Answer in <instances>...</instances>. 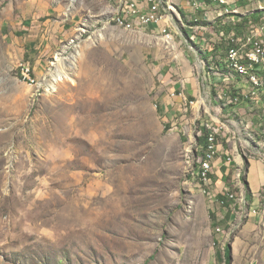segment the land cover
<instances>
[{
  "label": "rangeland",
  "instance_id": "1",
  "mask_svg": "<svg viewBox=\"0 0 264 264\" xmlns=\"http://www.w3.org/2000/svg\"><path fill=\"white\" fill-rule=\"evenodd\" d=\"M114 5L0 0V264H213L226 247L230 264H264V199L244 184L247 161L264 162V155L243 130L258 131L262 112L227 107L219 96L226 93L210 87L211 67L181 46L180 31L173 29L178 45L167 48L151 31L111 23ZM35 34L36 55L22 56L19 47ZM24 64L41 88L23 81ZM171 69L194 105L165 113L162 101L179 82L177 74L166 84ZM58 70L69 79L54 91ZM195 78L201 90L193 96ZM206 125L222 130L225 150L228 127L242 132L241 188L236 169L224 181L234 201L244 193L245 205H214L198 188ZM232 205L228 225L220 217ZM251 217L259 223L247 227ZM221 255L218 264H227Z\"/></svg>",
  "mask_w": 264,
  "mask_h": 264
},
{
  "label": "built area",
  "instance_id": "2",
  "mask_svg": "<svg viewBox=\"0 0 264 264\" xmlns=\"http://www.w3.org/2000/svg\"><path fill=\"white\" fill-rule=\"evenodd\" d=\"M114 14L110 22L127 31H151L161 39L169 48L177 46L173 29L180 31L179 36L183 45L189 51L199 55V61L206 67H211L216 79L209 75L210 87L218 88L222 81L225 86L221 88L220 98L225 96L226 106L243 105L250 106V113L262 112L260 129L251 131L252 125L243 127L247 137L253 141V146L264 155V21L256 23L246 22L245 18L257 11L264 12V0H113ZM251 10L245 11L248 8ZM190 20V21H188ZM185 44V45H184ZM218 48L215 56L203 61V57L212 54ZM226 52L219 54V49ZM218 55V56H217ZM214 60L216 62H214ZM21 76L24 82L31 86H39L33 78V69L30 64L21 65ZM204 71H206L204 69ZM201 74V69L198 70ZM218 82V83H217ZM183 84V83H182ZM184 91L180 97L184 104L189 103ZM207 141L203 149L202 158L199 160V168L196 172L198 188L201 193L214 205H225L224 200L236 205H245V197L242 192L241 200H235L227 188L220 189L216 185L215 169L220 153L221 129L213 125H206ZM238 134H242L234 125L228 127L223 136L227 144L236 143ZM247 148L252 149L251 146ZM229 151V150H228ZM226 154V166H236L238 172L237 187H240L241 175L244 170V159L239 154L240 161L234 155ZM246 157V156H245ZM219 190V193L217 192ZM221 197V198H220ZM255 197L264 199V188ZM234 204V206L236 207ZM252 210L251 215H257ZM218 232H221L218 229Z\"/></svg>",
  "mask_w": 264,
  "mask_h": 264
},
{
  "label": "crops",
  "instance_id": "3",
  "mask_svg": "<svg viewBox=\"0 0 264 264\" xmlns=\"http://www.w3.org/2000/svg\"><path fill=\"white\" fill-rule=\"evenodd\" d=\"M33 4L34 3L32 2V7H35ZM41 28H43V27H41ZM38 38H39V36L37 34L31 35L29 38H26V40L30 41V44L27 45V47H24V46L19 47L22 56H24L25 52L32 53V54L34 52V55H36V52L38 50V47H37ZM41 40H44V37ZM16 43L19 44V41L16 40ZM21 43H22V41H21ZM42 56L43 55L38 56L39 58H38L37 62L34 64V70L36 72L38 71L39 64L41 65V63H42V58H41ZM182 64L184 66L185 71L187 70L188 74L191 73V75H192V73H193V70H191L192 69L191 68L192 63L187 58H184L182 61ZM177 74L179 76L178 77L179 82H176L173 84V88L170 89L171 95H168L162 101L163 102V109H164L165 113H169L173 107H175V106L179 107L183 104L181 97L178 96L177 97L178 99H175L176 95L174 94L176 91H179V90L184 91V88L182 85L186 84V83H185V80H183L181 78V74L177 73L176 70L171 69L169 71L165 81L167 82L166 84H169L171 82V79L174 77V75H177ZM190 81H191V84L189 83L190 84L189 88L191 87L192 90L187 92V94H192L194 96L195 94H198L200 92L199 90H201L200 86H199L200 81L197 78L192 79ZM188 82H189V80H188ZM184 87L186 90V85H184ZM218 89L221 90V88H219V87H218ZM218 89H216V90H218ZM240 111H243V110H240ZM240 120H242V118H240ZM228 147H229L228 150L230 151V153L233 152L232 154L234 155L236 160L240 161V158L238 157L239 151L237 148V143H235V144L232 143ZM228 150L227 149L225 150L222 146H220V153L218 155L217 162H216L215 176L217 177L218 180L215 178V181L217 184L216 186L220 189L224 188V187L227 188L226 187L227 183L224 180L230 174H232L233 169H236L235 165H233L231 167L225 165V161L227 159L226 154L228 155V152H229ZM247 164H248L247 165L248 167L246 170V175H245L246 178L244 180V184H245V186L248 187V190L250 191V193L255 196L256 193H258L262 188H264V162L257 161V160L256 161L250 160V161H247ZM233 182H235V177H233ZM234 217H235L234 216V206L232 205L230 210H228L227 215L220 217L221 218L220 221L221 222L225 221L228 225H230L233 222ZM252 220H255L257 223H259L257 221V220H259V218L251 217L248 220V223L246 225L247 227H251V226L256 225V223L251 222ZM226 248L222 249L221 252H217L216 261H214L215 263H213V264H218V261L223 263L221 253L223 251H225L224 257L226 258ZM231 256H232V249H231Z\"/></svg>",
  "mask_w": 264,
  "mask_h": 264
},
{
  "label": "trees",
  "instance_id": "4",
  "mask_svg": "<svg viewBox=\"0 0 264 264\" xmlns=\"http://www.w3.org/2000/svg\"><path fill=\"white\" fill-rule=\"evenodd\" d=\"M264 18V12L261 11H257L255 13H253L252 15H248L245 20L246 22H250V21H254L256 23H259L262 19ZM168 129V127H167ZM206 141H207V135L205 137ZM225 188V187H224ZM221 188V189H224ZM251 194V193H250ZM221 198V197H220ZM214 226V225H213ZM226 263L230 264L231 263V249L230 247L226 248Z\"/></svg>",
  "mask_w": 264,
  "mask_h": 264
},
{
  "label": "bare ground",
  "instance_id": "5",
  "mask_svg": "<svg viewBox=\"0 0 264 264\" xmlns=\"http://www.w3.org/2000/svg\"><path fill=\"white\" fill-rule=\"evenodd\" d=\"M173 45V44H172ZM58 60L60 61V64L62 63V59L58 58ZM76 61V60H75ZM63 66V65H62ZM64 69V68H63ZM63 71V70H62ZM60 71L58 70L57 73L54 75V79L53 82L50 84V88L53 89L54 91L57 90V87L59 84L63 83L65 81V79H69L64 72L65 71Z\"/></svg>",
  "mask_w": 264,
  "mask_h": 264
}]
</instances>
